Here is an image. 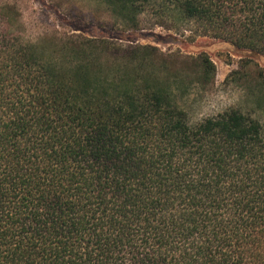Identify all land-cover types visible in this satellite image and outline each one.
<instances>
[{
  "label": "trees",
  "instance_id": "16d2710c",
  "mask_svg": "<svg viewBox=\"0 0 264 264\" xmlns=\"http://www.w3.org/2000/svg\"><path fill=\"white\" fill-rule=\"evenodd\" d=\"M93 1L122 31L147 15L264 55V0ZM11 17L1 6L0 264H264L257 118L191 122L154 47L24 43Z\"/></svg>",
  "mask_w": 264,
  "mask_h": 264
},
{
  "label": "rangeland",
  "instance_id": "374dc122",
  "mask_svg": "<svg viewBox=\"0 0 264 264\" xmlns=\"http://www.w3.org/2000/svg\"><path fill=\"white\" fill-rule=\"evenodd\" d=\"M1 6L9 8L11 30L24 43L81 36L122 49L154 47L155 64L165 60L176 71L157 70L154 75L170 88L191 122L236 107L264 126V55L197 36L189 24L159 26L147 15L139 29L122 31L93 0H0ZM204 58L210 62L205 72Z\"/></svg>",
  "mask_w": 264,
  "mask_h": 264
}]
</instances>
